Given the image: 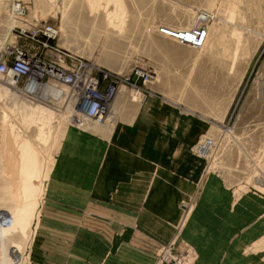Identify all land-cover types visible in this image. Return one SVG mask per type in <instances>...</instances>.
<instances>
[{
  "label": "rangeland",
  "instance_id": "374dc122",
  "mask_svg": "<svg viewBox=\"0 0 264 264\" xmlns=\"http://www.w3.org/2000/svg\"><path fill=\"white\" fill-rule=\"evenodd\" d=\"M13 1L0 0V50L14 44L33 47L26 38L14 42L9 12ZM19 1L28 20L59 27L60 46L121 78L105 122L85 121L78 128L113 134L132 150L156 160L167 161L165 152L170 149L190 165L199 158L197 194L211 176L219 178L227 191L221 220L216 222L205 213L204 227L243 232L240 239L257 246L253 250H258L264 264V0ZM200 10L212 19L202 47L191 48L156 32L159 24L187 28ZM137 69L148 72L147 79L138 78ZM11 81L0 77V264H31L55 155L66 128L75 124L58 109L61 101L60 107L27 101L17 90L19 82ZM14 90L22 102L49 107L47 113L52 115L44 111L22 118L13 113L8 96ZM116 99L138 105L137 123L149 115L175 122L184 139L180 137L174 147L169 132L158 140L146 136L149 130L138 124L119 125ZM71 112L75 121L82 118ZM43 121L38 134L37 124ZM206 137L214 145L200 155L196 144ZM195 198L196 194L182 202L179 231ZM229 232L218 237L232 243L235 237ZM163 251L154 264H167L168 255L182 257L181 264H192L195 258L192 245L178 239V234Z\"/></svg>",
  "mask_w": 264,
  "mask_h": 264
},
{
  "label": "crops",
  "instance_id": "0c3cea01",
  "mask_svg": "<svg viewBox=\"0 0 264 264\" xmlns=\"http://www.w3.org/2000/svg\"><path fill=\"white\" fill-rule=\"evenodd\" d=\"M116 102L119 125L138 124L158 140L169 132L174 147L184 139L175 122L149 115L137 123L138 105ZM176 153L170 149L167 161L156 160L113 134L68 126L50 171L31 264H154L177 234L192 245V264H261L257 246L240 239L243 232L204 227L205 213L221 220L227 191L211 176L197 194L202 161L190 165ZM195 194L179 231L182 202ZM228 232L232 243L218 237Z\"/></svg>",
  "mask_w": 264,
  "mask_h": 264
},
{
  "label": "built area",
  "instance_id": "2783aa9c",
  "mask_svg": "<svg viewBox=\"0 0 264 264\" xmlns=\"http://www.w3.org/2000/svg\"><path fill=\"white\" fill-rule=\"evenodd\" d=\"M9 8L13 20L21 22L10 28V31L15 32L14 42L26 38L33 47L14 44L3 48L0 51V74L17 78V89L27 101H40L53 107H60L61 104L59 106L49 96L42 97L39 91L46 83L58 88L65 87L67 93L61 97L62 103H70L72 109L82 117L81 121L76 120L74 124L105 122L121 78L93 64L75 50L60 46L57 43L60 38L59 27L44 20H28L22 1H13ZM202 14L203 10L198 11L194 22L187 28L159 24L156 32L179 44L200 48L207 36L208 22L212 20L211 16ZM135 75L145 79L149 76L143 69H137ZM213 145V139L206 137L196 144V149L200 155H205ZM165 261L167 264H181L183 259L168 255Z\"/></svg>",
  "mask_w": 264,
  "mask_h": 264
},
{
  "label": "bare ground",
  "instance_id": "6f19581e",
  "mask_svg": "<svg viewBox=\"0 0 264 264\" xmlns=\"http://www.w3.org/2000/svg\"><path fill=\"white\" fill-rule=\"evenodd\" d=\"M93 7V6H92ZM95 8V7H94ZM9 12H10V9H9ZM203 16H209L207 13H204L203 12V14H202ZM10 16H11V14H10ZM108 16H109V14H108ZM26 17H27V15H26ZM11 18H12V21H13V25L12 26H14L18 21H15V20H13V17L11 16ZM27 19H28V17H27ZM31 20H36V19H31ZM18 23H20L21 24V22H18ZM11 26V27H12ZM174 28V27H173ZM212 28H213V30H214V26H212ZM60 30V29H59ZM213 30H212V33H213ZM211 31V30H210ZM211 33V34H212ZM168 38V37H167ZM170 39V38H169ZM172 40V39H171ZM191 48H193V47H191ZM2 50V49H1ZM0 50V51H1ZM2 75L0 74V77H1ZM10 80H12L11 82L12 83H17V78H15V77H12V78H10ZM17 90H19V89H17ZM66 91V89H65V87H60V88H58V87H55L54 85H52V84H49V83H46L45 85H43L42 86V88H41V90L39 91V95H41L42 97H44V96H49L50 98H51V100L53 101V102H55V103H59L60 101H61V107L62 108H58V109H62L63 111H61L62 112V114H68L67 115V117H66V119H67V121H69V122H72L73 124H74V122H75V118H73V117H70V115H69V113H68V111L69 112H74V113H76L77 115H79L75 110H73L72 109V107H71V104L70 103H68V102H64V103H62V98H63V95L65 94V93H67V92H65ZM18 91H16V90H14V92H11V93H9L10 94V98H9V96H8V99H9V101L8 102H10L9 103V107H10V109H11V111L14 113L15 112V114L17 113L19 116H21L22 118H28V117H32V116H34V114H38V113H40V114H44L43 112L44 111H46V113L48 112L47 110H48V108L46 107V106H40V104L37 106H35V105H30V106H32V107H30L28 104H26V103H24V102H22L21 101V96L17 93ZM21 93V92H20ZM62 97V98H61ZM38 102V101H37ZM40 102V101H39ZM42 104V103H41ZM63 104H65L64 106H63ZM71 112V113H72ZM49 113H51V111H49ZM49 113H47V114H49ZM70 113V114H71ZM39 114V115H40ZM38 115V116H39ZM51 115H52V113H51ZM37 116V117H38ZM47 117H49V115H46ZM63 116V115H62ZM41 119V118H40ZM82 119V118H81ZM81 119L79 120L78 119V122L79 121H81ZM29 120V119H28ZM45 120V119H44ZM49 120H52V119H49ZM41 121V120H40ZM36 123V122H35ZM45 123H44V121L43 122H41V123H38L37 124V131H38V134L39 133H41L42 132V130H43V125H44ZM84 124H85V122H84ZM83 123L81 124V125H79V124H76L75 123V126L76 127H82L83 125H84ZM100 124V123H99ZM12 128V127H11ZM10 128H8V130H9ZM11 130V129H10ZM10 133V132H9ZM11 135V134H10Z\"/></svg>",
  "mask_w": 264,
  "mask_h": 264
}]
</instances>
